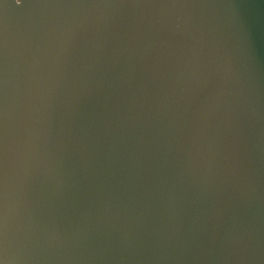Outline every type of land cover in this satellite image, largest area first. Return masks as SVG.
<instances>
[{
  "label": "water",
  "instance_id": "95a60500",
  "mask_svg": "<svg viewBox=\"0 0 264 264\" xmlns=\"http://www.w3.org/2000/svg\"><path fill=\"white\" fill-rule=\"evenodd\" d=\"M0 36L9 264H264V0H0Z\"/></svg>",
  "mask_w": 264,
  "mask_h": 264
},
{
  "label": "snow or ice",
  "instance_id": "6c2138e0",
  "mask_svg": "<svg viewBox=\"0 0 264 264\" xmlns=\"http://www.w3.org/2000/svg\"><path fill=\"white\" fill-rule=\"evenodd\" d=\"M20 0H16L19 4ZM5 41L0 36V79H2L3 71V59H4ZM202 74L197 71H190L188 73V92L191 95L201 84ZM213 101H215L213 103ZM220 104V101L215 100V97H210L208 101H205L203 111L208 113L209 110L214 112ZM4 144L5 136L3 135V118L0 116V264H4L6 259L5 248L3 238L6 231V182H5V166H4Z\"/></svg>",
  "mask_w": 264,
  "mask_h": 264
},
{
  "label": "clouds",
  "instance_id": "9594fccd",
  "mask_svg": "<svg viewBox=\"0 0 264 264\" xmlns=\"http://www.w3.org/2000/svg\"><path fill=\"white\" fill-rule=\"evenodd\" d=\"M14 153L13 146L9 143L7 137L5 136V144H4V166H5V182H6V189L8 184V173H9V166H10V155ZM7 199V195H6ZM6 259L4 264H9V260L5 251Z\"/></svg>",
  "mask_w": 264,
  "mask_h": 264
}]
</instances>
